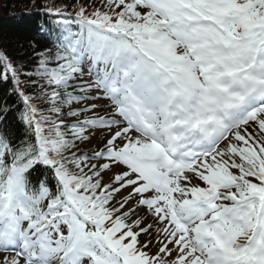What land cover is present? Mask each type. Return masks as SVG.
I'll list each match as a JSON object with an SVG mask.
<instances>
[{"label": "snow or ice", "instance_id": "1", "mask_svg": "<svg viewBox=\"0 0 264 264\" xmlns=\"http://www.w3.org/2000/svg\"><path fill=\"white\" fill-rule=\"evenodd\" d=\"M39 12L0 48V264H264V0Z\"/></svg>", "mask_w": 264, "mask_h": 264}, {"label": "trees", "instance_id": "2", "mask_svg": "<svg viewBox=\"0 0 264 264\" xmlns=\"http://www.w3.org/2000/svg\"><path fill=\"white\" fill-rule=\"evenodd\" d=\"M72 0H0V48L18 60L31 55L29 44L35 41L41 47L50 46V41L37 34L38 21L47 20L39 9L45 3H71ZM31 12L32 15L27 13ZM25 54V55H22ZM10 85L0 83V103L8 98ZM14 103V98L10 100ZM13 121L12 114L9 122Z\"/></svg>", "mask_w": 264, "mask_h": 264}, {"label": "rangeland", "instance_id": "3", "mask_svg": "<svg viewBox=\"0 0 264 264\" xmlns=\"http://www.w3.org/2000/svg\"><path fill=\"white\" fill-rule=\"evenodd\" d=\"M107 178V177H106ZM3 254L0 253V258H2Z\"/></svg>", "mask_w": 264, "mask_h": 264}]
</instances>
